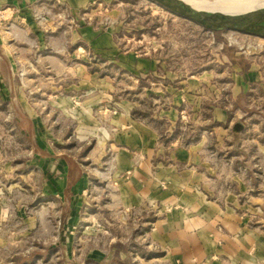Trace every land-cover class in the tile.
<instances>
[{
  "label": "crops",
  "instance_id": "obj_1",
  "mask_svg": "<svg viewBox=\"0 0 264 264\" xmlns=\"http://www.w3.org/2000/svg\"><path fill=\"white\" fill-rule=\"evenodd\" d=\"M93 2L0 0V10L5 9L9 21L22 22L29 29L37 27L36 12L65 10L75 16L80 11H88ZM41 35L37 34V39L40 40ZM70 35L74 48L89 49L103 62H116L117 58L122 70L130 72L138 81L147 82L148 88L157 89L158 59L150 55L119 54L116 39L107 28L85 24L71 30ZM17 64L14 46L5 45L0 34V90L15 94L23 109L31 110L26 93L35 91L31 88V79L23 80L21 75L27 73L19 74ZM232 68L228 74L229 90L223 94L217 86L210 87L212 93L207 95L213 104L207 108L200 101L204 91H198L196 97L190 95L185 86L184 91L173 89L170 93L172 104L156 112L159 119L170 124L177 121L183 98L188 101L197 98L191 106L194 116L197 112L208 111L203 121H195L201 128L195 125L193 131L186 130L184 135L180 132L170 134L168 138L164 134L166 141L162 139L157 120L135 115L140 110L141 100L120 96L111 106L114 90L107 71L82 66L68 67L60 72H38L40 106L44 104L47 108L49 104L63 112L66 105L71 104V116L76 125L70 138L78 148L87 147L82 151V157L75 159L73 155L62 153L63 161L55 162V169H43L41 163L45 162L41 159L48 152L47 135L43 133L41 119L36 123L37 119L27 113L28 125L39 127L38 135L34 137L38 145L34 156L40 160L38 169H25L30 179L32 174L39 177L38 182L25 186L28 192L34 193L28 206L51 203L61 210L63 197H68L72 204L91 185L99 182V175L89 166L100 167L104 157L112 153L114 165L112 169H103L108 178L101 181L109 190L106 211L109 214L111 208L118 207L144 212L150 207L149 228L144 232L149 249L144 257L167 264H264V143L258 138L259 133L246 135L249 132L246 128L256 125L250 123L253 120L248 108L251 97H255L261 88L264 90V67L252 59L243 68L236 62ZM63 78H70L65 87L60 84ZM186 83L190 84V80H184ZM25 84H29L28 90ZM167 85L161 87L166 90ZM63 91L71 93L70 99L75 105L58 96ZM52 95L55 99L49 101L47 97ZM93 113L101 115L99 121L94 120ZM100 122L102 127L97 130L94 126ZM65 157H70V162ZM60 210L56 224L62 222ZM4 220L0 218V264H39L40 256L37 260L35 257L25 259L28 254L15 247L9 253L5 252ZM125 251L126 248L122 253ZM15 255L23 256V260L13 262ZM86 259L112 263L107 261V255L99 259L85 257L82 264ZM121 259L119 264H129Z\"/></svg>",
  "mask_w": 264,
  "mask_h": 264
},
{
  "label": "rangeland",
  "instance_id": "obj_2",
  "mask_svg": "<svg viewBox=\"0 0 264 264\" xmlns=\"http://www.w3.org/2000/svg\"><path fill=\"white\" fill-rule=\"evenodd\" d=\"M202 1L228 6L238 0ZM87 10L72 16L65 10L53 13L44 9L35 13L38 16L36 28L26 29L22 22L10 24L6 20L5 27L0 29L4 44L10 43L17 52L19 74H28L21 77L24 81L31 79V88L35 91H27L26 97L32 108L25 110L15 94L0 90V218L5 219L2 227L3 235L7 238L5 252L9 253L15 247L28 254L25 259L35 257L34 260H37L40 256L39 264H82L85 257L99 259L102 255H107V261L111 264H119L120 256L129 264H167L166 261L144 257L149 249L144 241V232L149 228L150 207L144 212L118 207L111 208L109 214L106 211L109 190L103 187L101 181L108 178V173L103 169H112L114 165L112 153L104 157V164L100 167L89 166L92 172L99 175V182L91 185L72 204L68 197H63L61 210L57 204L54 206L51 203L28 206L34 193L28 192L25 186L38 182L39 177L32 174L30 179L25 169H38L40 160L34 156V151L38 149L34 137L38 135L39 127L28 125L27 113L37 119L36 123L41 119L43 133L47 135L48 152L41 159L45 162L41 163L43 169H55V162L63 161L62 153L78 159L87 147L78 148V144L70 138L76 125V120L71 116V104L66 105L63 112L49 104L47 108L44 104L40 106L42 98L38 91V72H60L68 67L82 66L107 71L114 90L111 106L120 96L141 100L140 110L135 115L146 120H157L163 139L164 134L168 138V134L180 132L184 135L186 130L190 132L196 127L201 128L195 121H203L208 110L193 115L191 106L197 101L198 91L205 93L200 101L206 108L213 104L207 95L212 93L210 87L213 89L217 86L225 94L230 87L228 74L232 72L235 62L243 68L248 60L253 59L264 67V38L236 31L207 30L150 0H94ZM85 24L112 31L119 54L150 55L158 59L160 67L157 74L160 77L157 89L148 88L147 82L138 81L130 72L122 70L117 58L116 62H103L98 54L89 49L74 48L70 31ZM39 33L42 34L40 40L37 39ZM184 80H190V84H184ZM69 83L70 78L60 80L64 87ZM167 84L169 87L166 90L161 87ZM25 85L28 90L29 84ZM184 86L189 88L190 95L196 97L190 98V102L186 98L181 99L183 107L177 121L172 124L159 119L156 112L172 104L170 93L173 89L184 91ZM263 93L261 88L249 101L248 113L253 120L250 123L256 125L247 127L249 132L246 135L259 133L258 138L264 143ZM58 96L76 104L70 99V92L63 91ZM47 99L54 101L55 98L52 95ZM93 116L96 121L101 117L99 113H93ZM101 127V122L94 126L97 130ZM67 159L70 162V157ZM59 210L62 222L56 224ZM124 248L126 251L122 253ZM35 252L39 255H34Z\"/></svg>",
  "mask_w": 264,
  "mask_h": 264
},
{
  "label": "water",
  "instance_id": "obj_3",
  "mask_svg": "<svg viewBox=\"0 0 264 264\" xmlns=\"http://www.w3.org/2000/svg\"><path fill=\"white\" fill-rule=\"evenodd\" d=\"M210 31H236L264 38V6L235 14L196 9L181 0H150Z\"/></svg>",
  "mask_w": 264,
  "mask_h": 264
},
{
  "label": "bare ground",
  "instance_id": "obj_4",
  "mask_svg": "<svg viewBox=\"0 0 264 264\" xmlns=\"http://www.w3.org/2000/svg\"><path fill=\"white\" fill-rule=\"evenodd\" d=\"M193 8L205 10L208 12H218L226 14H235L247 11L253 8L264 6V0H238L232 5L220 6L206 3L202 0H181Z\"/></svg>",
  "mask_w": 264,
  "mask_h": 264
},
{
  "label": "trees",
  "instance_id": "obj_5",
  "mask_svg": "<svg viewBox=\"0 0 264 264\" xmlns=\"http://www.w3.org/2000/svg\"><path fill=\"white\" fill-rule=\"evenodd\" d=\"M163 139H166V137L164 136ZM116 245H117V243H116ZM118 245H120V244H118ZM12 260H13V262L22 261L23 260V256H21V255H15V256H13V259ZM85 264H97V263L95 261H93L92 259H86L85 260ZM98 264H109V263L104 262L102 260V261L98 262Z\"/></svg>",
  "mask_w": 264,
  "mask_h": 264
},
{
  "label": "built area",
  "instance_id": "obj_6",
  "mask_svg": "<svg viewBox=\"0 0 264 264\" xmlns=\"http://www.w3.org/2000/svg\"><path fill=\"white\" fill-rule=\"evenodd\" d=\"M37 18H38V16H37ZM6 20H8V21H6ZM4 21H6L10 24L13 23L12 21H9L8 17L6 16L5 9H2V10H0V29H3L5 27L6 24L4 25Z\"/></svg>",
  "mask_w": 264,
  "mask_h": 264
}]
</instances>
